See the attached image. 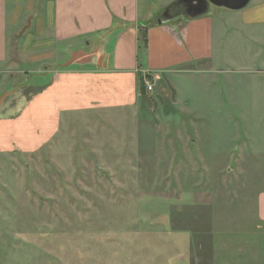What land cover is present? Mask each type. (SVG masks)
I'll list each match as a JSON object with an SVG mask.
<instances>
[{"label": "rangeland", "instance_id": "374dc122", "mask_svg": "<svg viewBox=\"0 0 264 264\" xmlns=\"http://www.w3.org/2000/svg\"><path fill=\"white\" fill-rule=\"evenodd\" d=\"M239 75L232 98L243 116L232 125H198L199 105L223 113L229 95L193 75L177 92L162 82L146 93L151 110L79 113L45 146L0 153V264H214L217 254L264 264V157L235 151L264 147V78ZM4 79L0 115L13 111L20 87L4 92ZM165 104L192 109L197 125ZM204 135L221 149L216 157H199Z\"/></svg>", "mask_w": 264, "mask_h": 264}, {"label": "crops", "instance_id": "0c3cea01", "mask_svg": "<svg viewBox=\"0 0 264 264\" xmlns=\"http://www.w3.org/2000/svg\"><path fill=\"white\" fill-rule=\"evenodd\" d=\"M174 1L148 6L140 0H0L2 91L20 86L12 93L17 101L13 111L0 115V153L45 146L63 119L79 113L151 110L153 103H146L137 87L139 74L146 71L157 77L156 85L164 82L175 92L179 78L197 75L204 85L215 84L219 93L229 95L222 99L223 113L199 105V123L189 118L193 110L185 105L174 109L165 104L162 110L180 111L193 125L211 126L213 117L227 125L237 122L243 114L232 98V83L242 73L264 78V0H250L237 10L208 7L193 18L178 13L158 23ZM143 28L147 41L141 53ZM19 62L9 75L6 71ZM214 144L208 135L199 138V157L210 152L216 157L221 149ZM235 151L240 157H264V147L257 145L236 146ZM256 210L264 227V188L257 193ZM224 259L217 254L214 264L231 263Z\"/></svg>", "mask_w": 264, "mask_h": 264}, {"label": "water", "instance_id": "95a60500", "mask_svg": "<svg viewBox=\"0 0 264 264\" xmlns=\"http://www.w3.org/2000/svg\"><path fill=\"white\" fill-rule=\"evenodd\" d=\"M250 0H175L174 5L182 3L183 8L178 11H171L172 7H166L161 16L157 18V22H166L180 13L186 17H196L207 12L209 5L215 7H223L227 9L237 10L245 7Z\"/></svg>", "mask_w": 264, "mask_h": 264}, {"label": "trees", "instance_id": "16d2710c", "mask_svg": "<svg viewBox=\"0 0 264 264\" xmlns=\"http://www.w3.org/2000/svg\"><path fill=\"white\" fill-rule=\"evenodd\" d=\"M173 6H174V2H172L171 4H169L166 7H170L171 8ZM146 41H147L146 32H145V28H143L141 33L139 34V49H140L141 53L146 48ZM137 87H138V91H139L140 95L145 98L147 96V94H146V91L144 89L143 75L142 74H139V76H138Z\"/></svg>", "mask_w": 264, "mask_h": 264}, {"label": "built area", "instance_id": "2783aa9c", "mask_svg": "<svg viewBox=\"0 0 264 264\" xmlns=\"http://www.w3.org/2000/svg\"><path fill=\"white\" fill-rule=\"evenodd\" d=\"M143 84H144V89L146 93H151L154 91V88L156 86L157 82V77L148 71L143 72Z\"/></svg>", "mask_w": 264, "mask_h": 264}, {"label": "flooded vegetation", "instance_id": "af4514ba", "mask_svg": "<svg viewBox=\"0 0 264 264\" xmlns=\"http://www.w3.org/2000/svg\"><path fill=\"white\" fill-rule=\"evenodd\" d=\"M183 8V5H182V3L181 4H179V5H174L173 7H172V9L171 10H173V11H178V10H180V9H182Z\"/></svg>", "mask_w": 264, "mask_h": 264}]
</instances>
